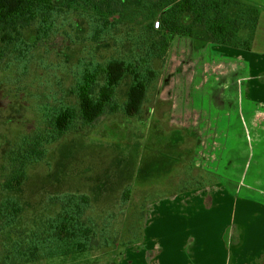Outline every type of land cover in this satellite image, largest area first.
Instances as JSON below:
<instances>
[{
  "label": "rangeland",
  "instance_id": "obj_1",
  "mask_svg": "<svg viewBox=\"0 0 264 264\" xmlns=\"http://www.w3.org/2000/svg\"><path fill=\"white\" fill-rule=\"evenodd\" d=\"M247 1L261 9L259 40L251 51L235 50L242 58L249 55L245 61L251 66L253 60L258 68H243L234 57L231 62L227 49L213 55L203 49L207 42L203 35L175 39L162 57L150 60L149 88L140 113L134 115L126 110L133 83L130 72L116 87L114 102L93 123L80 111L78 83L90 62L105 68L110 62L135 60L129 57L137 51L131 38L142 36L140 25L120 23L95 35L83 16L74 15L66 20L63 34L52 33L38 41L25 59L10 55L4 59L0 68V264H160L167 236L164 221L171 225L177 220L174 206L194 214L198 204L189 192L203 187L209 191H204L205 200L213 206L195 217V230L198 220L212 222L227 211V200L220 201L214 191L220 185H238L234 187L236 221L241 211L262 214L258 207L264 209V182L261 191L256 189L261 180L255 177L256 169L264 171V0ZM251 52L259 53L261 60L253 59ZM216 56L222 57L217 60L220 64L212 61ZM101 73L94 83L96 92L106 81V73ZM67 106L73 109L69 128L44 144L42 157L27 166L17 188L6 189L11 149L25 135L49 126L54 130L50 117ZM244 161L249 175L240 177ZM69 193L89 197L87 215L97 223L96 248L77 263L59 258L58 253L51 257L50 250L32 249L46 245L47 234L52 233L46 229L50 223L53 227L50 221L61 210L58 197ZM12 202L20 208L8 219L5 206L11 208ZM165 207L171 208L162 219ZM237 225L228 229V245L240 233ZM255 234L263 237L264 230Z\"/></svg>",
  "mask_w": 264,
  "mask_h": 264
},
{
  "label": "trees",
  "instance_id": "obj_2",
  "mask_svg": "<svg viewBox=\"0 0 264 264\" xmlns=\"http://www.w3.org/2000/svg\"><path fill=\"white\" fill-rule=\"evenodd\" d=\"M128 3L126 0H0V68L9 55L23 60L38 41L49 39L52 33L63 34L66 20L74 15L88 20L95 35L106 33L120 23L144 25L142 36L131 38L137 51L129 57L135 60L110 62L105 68L100 63L90 62L84 65L78 83L80 111L88 123H93L114 102L116 87L130 72L133 83L126 110L134 115L140 113L149 88L150 60L162 57L171 41L203 35L205 41L215 45L251 51L262 14L257 5L247 0H141L139 6L131 9L129 17L124 13L125 8L129 9ZM156 19L160 20L159 29L154 28ZM101 71L106 73V81L96 92L94 83L103 74ZM72 114L70 106L60 108L49 119L50 124L54 123V130L49 126L47 130L25 135L23 141L11 149L12 170L4 184L6 189L17 188L22 183L27 166L42 157L45 143L69 128ZM58 200L61 210L50 221L53 227L50 223L46 229L52 230L47 234L46 245H34L32 249L50 250L54 252L51 257L58 253L61 256L57 257L77 263L82 255L96 248L97 223L87 215L89 197L86 194H64ZM15 206V202L11 208L5 206L10 214L8 219L19 212V204ZM81 261L85 260L81 258Z\"/></svg>",
  "mask_w": 264,
  "mask_h": 264
},
{
  "label": "crops",
  "instance_id": "obj_3",
  "mask_svg": "<svg viewBox=\"0 0 264 264\" xmlns=\"http://www.w3.org/2000/svg\"><path fill=\"white\" fill-rule=\"evenodd\" d=\"M260 30V26H258L253 46L254 49L256 48L259 40L258 36ZM197 45L199 46V44ZM203 49H209V52L213 55L220 53L221 49H227L230 53L227 56L231 59V62L237 59L240 60V64L243 65V68H245V66H250V64L245 61L249 55H243L244 58H242L240 56L241 53H237V50L235 49L221 47L211 43L210 41L206 42V47ZM250 55L254 57L253 59H257L259 61L261 60L260 57H262L259 53L254 52H251ZM231 57L236 59H232ZM218 58L222 57L216 56V58L212 59V61L216 63V61L219 60ZM252 62L254 65L252 64L250 67L258 68V64H255L253 60ZM217 63L220 64L221 62L217 61ZM205 64L207 65V61L204 62L203 65ZM225 64L227 67H230L228 62ZM231 73L232 72H229V75ZM230 144L231 146L233 145L231 142ZM241 154L242 151L240 152V155ZM232 161L233 160H231V162ZM244 166L245 168L240 170V177H247L249 175V170L246 171V161H244ZM233 170L236 172V169ZM255 178L257 182L261 180L260 186H256V189L260 190L259 188H262L264 182V171L260 169L257 171L256 169ZM234 187H238V185H234L233 187L220 185L218 188L214 189V191L219 194L218 198L220 201L227 200V211L219 213L217 218L212 222L198 220L196 222L197 230H195V217H202L203 213L211 210L213 206H211L210 201L207 202L205 200L206 194H204V191L209 193L207 188L203 187L200 190H193L189 192L196 199L195 203L198 204V206L193 208L194 214H187L184 211H179L174 206L175 218L177 220H174L171 225L169 223L167 224L166 221L163 223V228L167 231V236L165 238V244L161 248L163 257L160 264H264V236L261 237L255 234L264 230V209L258 207L259 209H262V214L258 213V211L255 213L250 210L241 211L242 217L239 221H236L235 218L238 217V215L235 211L234 200L237 196L236 189H234ZM240 191H242L241 188ZM227 193L228 195H226ZM174 194H178V192ZM244 196L247 197V195ZM176 197H178V195H176L175 198ZM215 198L216 197L214 196L213 199L215 200ZM173 204L176 205L179 203ZM152 206L153 203H151L149 207V212H151ZM170 208L171 207L163 208L160 217ZM149 212L147 217L149 216ZM173 215L174 214L171 216L169 215L168 218L170 219ZM235 223L238 224V232L240 233L235 235L233 240H231L228 245L226 239V236L228 237V229ZM215 224L217 228H213ZM185 226H189L190 229H185ZM168 229H170V231ZM186 231L189 233L181 234ZM195 232H198V234H195ZM210 232H215V234L210 235ZM185 241H188V243L185 244ZM248 241H250V245L247 243ZM152 258H147L148 262H150V260L152 261ZM156 264L159 263L157 262Z\"/></svg>",
  "mask_w": 264,
  "mask_h": 264
},
{
  "label": "flooded vegetation",
  "instance_id": "obj_4",
  "mask_svg": "<svg viewBox=\"0 0 264 264\" xmlns=\"http://www.w3.org/2000/svg\"><path fill=\"white\" fill-rule=\"evenodd\" d=\"M140 2H141V0H130L129 1V3H128V7H129V9H126L125 8V14L126 15H132V12H131V9H133L134 7H136V5H138V4H140ZM132 5V6H131ZM116 16H119V14H116ZM86 20V19H85ZM87 21V23H88V20H86ZM88 27L90 28V25L88 24ZM140 27L142 28H144V25H140ZM133 42V41H132Z\"/></svg>",
  "mask_w": 264,
  "mask_h": 264
},
{
  "label": "built area",
  "instance_id": "obj_5",
  "mask_svg": "<svg viewBox=\"0 0 264 264\" xmlns=\"http://www.w3.org/2000/svg\"><path fill=\"white\" fill-rule=\"evenodd\" d=\"M160 26H161V24H160V20H159V19H156L155 22H154V28H155V29H159Z\"/></svg>",
  "mask_w": 264,
  "mask_h": 264
}]
</instances>
